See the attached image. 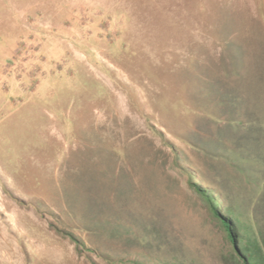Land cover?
I'll list each match as a JSON object with an SVG mask.
<instances>
[{
  "label": "rangeland",
  "instance_id": "obj_1",
  "mask_svg": "<svg viewBox=\"0 0 264 264\" xmlns=\"http://www.w3.org/2000/svg\"><path fill=\"white\" fill-rule=\"evenodd\" d=\"M191 168L264 257V0H0V264H233Z\"/></svg>",
  "mask_w": 264,
  "mask_h": 264
},
{
  "label": "trees",
  "instance_id": "obj_2",
  "mask_svg": "<svg viewBox=\"0 0 264 264\" xmlns=\"http://www.w3.org/2000/svg\"><path fill=\"white\" fill-rule=\"evenodd\" d=\"M163 135V132H160ZM171 151L174 153V158L178 161V150L170 142ZM247 160V158H242ZM189 172V185L195 190L199 198L206 203L208 210V220L214 223L216 230L220 231V243L226 250V254L232 259L233 264H264L263 250L256 238L249 242L246 240L243 230H246L245 222L251 224L252 220L247 216H243L237 207L223 208L222 201L225 195L220 183L212 182L205 175L200 176L194 168L186 170ZM243 172L246 169H242ZM196 173V174H194ZM247 179H243L244 181ZM205 183L206 185H203ZM209 185V186H208ZM210 186H213L212 188ZM259 256L261 259H257ZM193 262V260H192ZM182 264V263H180ZM219 264H225L220 261Z\"/></svg>",
  "mask_w": 264,
  "mask_h": 264
},
{
  "label": "crops",
  "instance_id": "obj_3",
  "mask_svg": "<svg viewBox=\"0 0 264 264\" xmlns=\"http://www.w3.org/2000/svg\"><path fill=\"white\" fill-rule=\"evenodd\" d=\"M237 156H238V158H239V161H241L242 163H244V160L241 158V156H239V154H238ZM242 157H243V156H242ZM245 158H246V157H245ZM240 172H241V174H242V171H240ZM245 179H246V178H245ZM220 186H221V188H222L224 194L228 192V191H227V187H224L221 183H220Z\"/></svg>",
  "mask_w": 264,
  "mask_h": 264
}]
</instances>
